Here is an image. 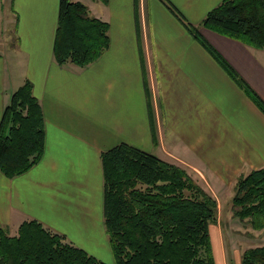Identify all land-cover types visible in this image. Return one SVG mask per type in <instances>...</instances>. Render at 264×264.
<instances>
[{"label": "crops", "instance_id": "0c3cea01", "mask_svg": "<svg viewBox=\"0 0 264 264\" xmlns=\"http://www.w3.org/2000/svg\"><path fill=\"white\" fill-rule=\"evenodd\" d=\"M73 1L109 25V48L85 68L54 60L59 0H0V38L14 25V43L0 49V119L29 80L45 124L41 160L12 179L0 173V226L16 231L35 219L113 264L103 224V152L126 143L152 153L189 169L218 200L240 175L264 168V115L162 0H138L139 37L135 0ZM166 1L198 25L221 0ZM199 30L264 101V50Z\"/></svg>", "mask_w": 264, "mask_h": 264}, {"label": "trees", "instance_id": "16d2710c", "mask_svg": "<svg viewBox=\"0 0 264 264\" xmlns=\"http://www.w3.org/2000/svg\"><path fill=\"white\" fill-rule=\"evenodd\" d=\"M107 3V0H91ZM167 9L264 115V101L201 35L200 28L264 50V0H221L198 25ZM135 24L139 37L138 0ZM109 25L85 4L59 0L53 57L60 66L85 68L109 48ZM150 120L153 116L146 89ZM154 135V131L152 132ZM45 124L29 80L16 89L0 119V173L7 179L31 170L42 158ZM103 224L113 264H216L210 228L217 200L192 173L172 162L120 143L100 156ZM231 214L264 232V168L240 175ZM0 264H106L35 219L11 235L0 226ZM239 264H264V244L245 249Z\"/></svg>", "mask_w": 264, "mask_h": 264}, {"label": "rangeland", "instance_id": "374dc122", "mask_svg": "<svg viewBox=\"0 0 264 264\" xmlns=\"http://www.w3.org/2000/svg\"><path fill=\"white\" fill-rule=\"evenodd\" d=\"M13 26V24L8 25L7 35L9 37L6 39L0 38V49L3 47L2 45L5 40L7 41L8 47L14 43L11 39L14 33H10L13 30ZM19 68L15 67L13 70L18 72ZM12 94L9 97L7 105L10 102ZM189 173L191 172L189 171ZM227 195L229 196H222L217 200L218 213L216 224L210 228L211 242L216 264H239L240 255L245 249L264 244V232L254 231L248 225L233 218L231 214V199L234 195V190ZM15 232L14 230H9L11 235ZM96 258L102 260L98 256ZM103 262L106 261L104 260Z\"/></svg>", "mask_w": 264, "mask_h": 264}]
</instances>
